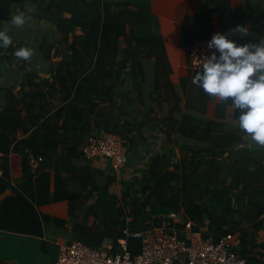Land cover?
I'll use <instances>...</instances> for the list:
<instances>
[{
	"label": "trees",
	"instance_id": "16d2710c",
	"mask_svg": "<svg viewBox=\"0 0 264 264\" xmlns=\"http://www.w3.org/2000/svg\"><path fill=\"white\" fill-rule=\"evenodd\" d=\"M114 4L132 5L126 1ZM31 6L44 11V15L40 13V19L58 25L61 35L49 45L39 42L44 60L53 65L47 76L38 71L28 72L30 60L14 55L18 48H29L26 40L11 38L7 48H0V69L27 71L19 77L17 85L7 86V103L0 108V151L19 153L23 172L20 181L14 183L9 158L1 156L0 229L42 235L43 220L49 215L40 213L39 207L63 199L72 201L77 196L67 189V184L82 180L81 175H64L59 167L54 152L61 139L56 136L66 135L70 122L74 121L81 125L75 130L88 132L90 114L105 100L114 101V96L105 97L111 89L128 83L129 87L141 91L145 80L142 61L153 56L159 59L161 49L157 37L142 36L136 21L127 22L111 11L112 3L104 0H0V24L16 26L11 23L12 17L28 13ZM132 6L145 13L147 24L154 25L149 0H141ZM192 26L202 28L199 39L215 34L208 10L186 16V38L192 34ZM193 41H189V47ZM55 57L59 60L53 61ZM127 70H131V74L125 75ZM191 71L196 73L201 69ZM3 87L6 86L0 82V89ZM15 87H19L17 92L13 91ZM154 87H161L159 78ZM57 95H60L58 105ZM180 109L178 104L172 110L174 113ZM232 110L238 119L239 110ZM183 114L177 132L191 140L181 146L180 157L174 158L173 151L155 156L149 164L141 194L123 191L114 213L100 207V216L89 210L83 221L73 224L74 234L92 246L100 245L105 238L117 243L123 236L124 227L145 228L149 222L140 217L149 207L164 205L181 212L184 221L192 223L193 231L216 238L237 234L238 248L247 264H264V241L258 243L254 238L255 232L264 230V145L254 142L250 134L239 128L238 122L233 125L219 120L229 114L225 103L218 104L217 119L209 118L203 125ZM170 123L177 124L178 121L170 117ZM95 125L118 132L115 121L112 127L96 121ZM18 130L23 131V137H10ZM121 134L126 144L125 134ZM184 149L189 153L183 154ZM26 151L42 157L36 172L30 169ZM92 173L89 174L91 178ZM190 174H195L203 183L199 190L188 186ZM115 179L114 175L109 176L102 189L108 191ZM215 187L223 188L228 196L227 205L221 210L208 203L209 191ZM248 206L256 209L253 215L249 214ZM160 218L156 216L150 222ZM246 226L252 227L253 231ZM128 245L133 255L141 250L134 238L129 239Z\"/></svg>",
	"mask_w": 264,
	"mask_h": 264
},
{
	"label": "crops",
	"instance_id": "0c3cea01",
	"mask_svg": "<svg viewBox=\"0 0 264 264\" xmlns=\"http://www.w3.org/2000/svg\"><path fill=\"white\" fill-rule=\"evenodd\" d=\"M104 1L112 3L111 11L121 15L127 22L136 21L140 25L142 36L157 37L161 49L159 59L153 56L142 61L145 72V80L140 88L142 92L136 90L135 87H129L128 83L124 87L111 89L105 93V97L114 96V101L105 100L93 114H90L91 126L88 132L82 133L80 130H75L77 125H81L74 121L70 122L66 135L56 136L61 141L58 142L54 153L64 175H81L82 180L77 183L70 181L67 184V189L74 191L77 197L72 201L63 199L39 207L40 213L49 215L47 220H43L42 235L0 229V264H54L59 253V242L78 239L74 234L73 224L83 221L86 212L94 210L102 216L99 206L107 208L110 213L115 212L108 206L111 202L109 197L111 195L117 197L115 181L109 185L108 191L102 187L106 185L109 176L114 175L117 181L118 176L121 178V174L116 175L115 171L108 172L109 169L114 170L109 160L103 157L87 159L82 152V145L89 134L99 136L112 132L96 126L95 121L101 125L105 123L110 127L115 121L118 132L113 133L121 137V133L125 134L128 161L123 176L127 180V188H131L133 180L137 183L138 181L145 183L148 178L149 164L155 156L173 151L174 158L180 157L181 146L191 140L177 132V127L180 128V120L184 116L183 113L192 117L194 122L203 125L204 121L209 118L217 119L218 104L222 102L227 104L229 114L226 118L219 120L233 125L238 122L232 112L234 107L229 101H221L193 83L192 77L196 73L191 71L194 68L191 67L188 56L189 41L199 40L198 35L202 28L192 26V34L186 38L185 18L187 15L208 10L211 12L214 33H226L237 24H241L249 28V33L243 39L239 35H235L234 39L240 44L249 41L256 43L259 39H264V0H149V8L155 17L153 26L147 24L148 19L145 13L143 14L137 7L132 6L140 3L141 0ZM125 1L132 5L116 6L114 4ZM2 26L4 25L0 24V30ZM41 65L44 68L38 71L40 75H49L50 68L45 60L44 63L41 62ZM199 69L202 70V67ZM8 71L12 70L0 69L2 85L4 83L1 76ZM124 74L131 73L125 72ZM158 78L161 80V87L156 89L154 85ZM6 88L9 87L0 89V95L1 92H6ZM59 103L60 95H57L56 104ZM178 104L181 109L173 113V107ZM170 117L177 119L178 123L171 124ZM23 136V131L18 130L10 137ZM183 152L185 155L189 153L188 149H184ZM0 156L9 158L13 182L20 181L23 174L21 155L17 152L7 154L0 151ZM92 170H94L93 173L90 172ZM90 173L94 175L92 178L89 176ZM82 182L85 184L82 185ZM202 185L203 183L198 180L197 190ZM169 210L163 208L156 211L158 213L149 221L156 216L168 213ZM247 210L250 215L256 212L252 206H248ZM254 234H256L258 243L264 241V230Z\"/></svg>",
	"mask_w": 264,
	"mask_h": 264
},
{
	"label": "built area",
	"instance_id": "2783aa9c",
	"mask_svg": "<svg viewBox=\"0 0 264 264\" xmlns=\"http://www.w3.org/2000/svg\"><path fill=\"white\" fill-rule=\"evenodd\" d=\"M210 39L196 40L189 47L192 68L202 67L204 57L212 51L207 47ZM26 152L30 169L36 172L42 157ZM82 152L87 159L103 157L110 161L114 170H119L126 164L128 146L117 133L89 134ZM2 173L0 167V175ZM160 216L157 222H149L143 229H132L127 225L117 243L109 238L98 246L79 239L59 242L54 264H247L238 248L237 234L216 238L193 231L192 223L184 221L183 214L174 210ZM131 238L141 245L140 252L135 255L128 245Z\"/></svg>",
	"mask_w": 264,
	"mask_h": 264
},
{
	"label": "clouds",
	"instance_id": "9594fccd",
	"mask_svg": "<svg viewBox=\"0 0 264 264\" xmlns=\"http://www.w3.org/2000/svg\"><path fill=\"white\" fill-rule=\"evenodd\" d=\"M12 24L21 26L25 17L17 14ZM249 33L247 26L237 24L226 33L217 32L207 42L210 54L204 57L202 70L192 77L193 83L207 94L229 101L239 110L238 126L251 135L254 142L264 145V39L240 44ZM6 30H0V48L11 44ZM33 54L32 49L21 47L14 55L24 60ZM230 98V99H229Z\"/></svg>",
	"mask_w": 264,
	"mask_h": 264
},
{
	"label": "rangeland",
	"instance_id": "374dc122",
	"mask_svg": "<svg viewBox=\"0 0 264 264\" xmlns=\"http://www.w3.org/2000/svg\"><path fill=\"white\" fill-rule=\"evenodd\" d=\"M29 9H30V11L23 15L25 17V23L23 25L14 26V27L4 25L1 27V30H6L7 34L11 38H14V39L20 38V39L26 40L27 41L26 45L29 46L30 49H32L33 54H32L31 59H30L31 65L29 67L30 69L28 70V72H30L31 70L39 71V70H42L44 68V66L41 65V62L44 63V59H43V53L39 49V42L43 41L44 43L49 45L53 42H56L55 40H57V38L61 35V28L57 27L58 25L56 26L51 20L40 19V17H41L40 13L42 15H44L45 14L44 11H42L41 9H38L37 7H34V6L29 7ZM36 15L39 17H37ZM58 58L59 57L53 58V61H57ZM45 62L47 63L49 68L53 67L52 63L49 64L47 61H45ZM4 73L7 75L2 74V76H1V78H2L1 80L4 83L3 85L13 87V86L18 84L19 77H21L23 74H26L27 71L18 70L16 72L8 71V72H4ZM43 73H45V72H43ZM16 89L18 90L19 87L18 88L15 87V89H13V91L15 92ZM6 103H7V94H6V92H1L0 108H2ZM127 161H128V153H127ZM127 161H126V164H127ZM126 164L119 170H112V169L108 170V172H110V173L115 171L116 175H118V173L121 174V178H119V176H118V180L117 181L115 180V186L117 188L116 189V192H117L116 195H117V197L118 196L119 197L117 198L115 195H111L109 197L111 202L108 203V206L110 207V209L113 212L116 211L117 202H118L117 200L120 199L123 191L131 190L134 193L141 194L143 191V187L145 185V183H142V181L141 182L138 181V183H137V181L133 180L131 188H127V183H126L127 180H126L125 176H123V173H125ZM198 180H199V178L195 174H190L189 179L187 181V184L191 189L197 190ZM207 198L209 199L208 203L210 204V206L214 209H219V210L222 207L225 208L227 205V201H228L227 200L228 196H227L226 191L220 187H215L214 189H211L209 191V196ZM99 208H100V206H99ZM163 208L167 209V211L169 210V208H167L164 205H158V206L151 207V208L149 207L147 209V211L140 218H141V220H144L145 222H150L151 220L149 221V219L158 213L156 211L163 209ZM99 212H101L100 209H99ZM246 227L249 229L250 226H246ZM250 230L253 231V228L250 227ZM257 237H258V235H257ZM254 238L256 239V234H254Z\"/></svg>",
	"mask_w": 264,
	"mask_h": 264
},
{
	"label": "water",
	"instance_id": "95a60500",
	"mask_svg": "<svg viewBox=\"0 0 264 264\" xmlns=\"http://www.w3.org/2000/svg\"><path fill=\"white\" fill-rule=\"evenodd\" d=\"M125 72H126V73H127V72L131 73V70H127V71H125Z\"/></svg>",
	"mask_w": 264,
	"mask_h": 264
}]
</instances>
